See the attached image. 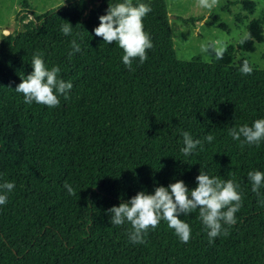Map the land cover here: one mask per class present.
Instances as JSON below:
<instances>
[{
    "label": "trees",
    "instance_id": "16d2710c",
    "mask_svg": "<svg viewBox=\"0 0 264 264\" xmlns=\"http://www.w3.org/2000/svg\"><path fill=\"white\" fill-rule=\"evenodd\" d=\"M120 2L65 0L27 20L16 16L20 27L0 38V184L15 183L0 205V264H264V185L253 193L248 178L264 172V140L241 149L229 135L264 119V70L244 75L241 66L176 58L164 0H132L152 9L143 25L154 46L129 70L118 44L93 31ZM65 21L70 36L61 32ZM73 39L81 52L69 59ZM37 52L73 84L56 108L27 105L14 91ZM182 132L203 150L185 156ZM201 169L240 186L236 224L223 225L229 235L209 244L198 211L179 217L191 228L188 243L163 220L143 244L129 241L130 224L110 223L107 210L140 191L178 180L195 189Z\"/></svg>",
    "mask_w": 264,
    "mask_h": 264
},
{
    "label": "clouds",
    "instance_id": "9594fccd",
    "mask_svg": "<svg viewBox=\"0 0 264 264\" xmlns=\"http://www.w3.org/2000/svg\"><path fill=\"white\" fill-rule=\"evenodd\" d=\"M218 0H198V6L211 10L216 7ZM152 11L151 7L144 3L134 5L132 0H123L114 6H109L106 14L99 17V26L93 31L96 37H102L104 43L109 45L117 43L123 50V64L132 69V62L139 58L143 64L147 60L146 52L153 48L151 37L144 31L143 18ZM73 27L69 22H64L61 32L65 36L72 35ZM72 51L68 53L69 59L76 53L81 52V46L75 39L71 41ZM227 50V44L223 40H210L200 44V52L209 58L222 59ZM43 54L37 52L33 55L31 67L33 71L25 78H21L15 90L23 94L24 103L31 105H45L56 108L60 105L59 96L68 99V93L73 84L59 78L61 71L59 66H53L50 70L45 66ZM239 71L244 75H251L253 67L245 59ZM184 147L181 152L188 156L201 146L202 141L193 139L189 132H182ZM229 135L233 140L240 142V147L259 146L264 140V119H257L251 126L244 124L232 127ZM214 139L212 135L205 137L207 142ZM248 178L252 183V192L259 194V189L264 185V172L250 171ZM197 187L191 191L182 180L170 183L168 187L158 186L153 194L145 191L138 192L127 203H121L118 207L113 206L107 210L111 214L110 223L122 226L125 223L131 225L128 231L129 241L133 244H143L149 229H156L160 222L166 221L170 229L183 243H188L191 237V228L181 215L186 216L198 211L212 244L215 238L229 235L228 228L236 224L235 214L242 206V195L238 191L239 184L234 180H222L219 177H210L206 171H200L196 177ZM15 187L14 182L0 184V205L7 203L8 196ZM64 188L68 195L75 196L77 193L71 184L65 182Z\"/></svg>",
    "mask_w": 264,
    "mask_h": 264
},
{
    "label": "rangeland",
    "instance_id": "374dc122",
    "mask_svg": "<svg viewBox=\"0 0 264 264\" xmlns=\"http://www.w3.org/2000/svg\"><path fill=\"white\" fill-rule=\"evenodd\" d=\"M176 58L204 64L242 66L247 59L254 69L264 70V0H218L211 10L198 6V0H164ZM0 0V38L20 27L16 16L30 19L65 3V0ZM176 17L194 18L184 23ZM24 20V21H25ZM223 40L227 50L222 59L200 52V44Z\"/></svg>",
    "mask_w": 264,
    "mask_h": 264
}]
</instances>
